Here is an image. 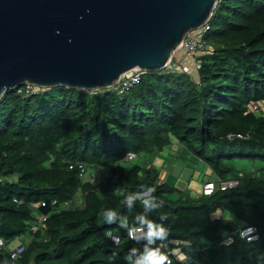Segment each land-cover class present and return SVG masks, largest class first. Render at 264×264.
I'll return each instance as SVG.
<instances>
[{
  "label": "trees",
  "instance_id": "trees-1",
  "mask_svg": "<svg viewBox=\"0 0 264 264\" xmlns=\"http://www.w3.org/2000/svg\"><path fill=\"white\" fill-rule=\"evenodd\" d=\"M202 36L208 52L147 72L123 92L24 84L3 93L0 239L30 238L15 264H127L128 250L145 242L98 213L111 208L134 224L147 187L162 204L147 215L160 222L165 214L169 233L152 247L185 241L186 260L175 264H257L264 255V0H218ZM173 140L182 158L201 161L217 178L237 177L235 157L262 165L232 188L173 198L177 187L157 181L152 163ZM129 153L151 158L139 165L125 159ZM90 167L105 170L100 182L84 179ZM130 193L132 208L124 203ZM218 210L233 219L213 217ZM242 225L255 226L258 239L241 237ZM7 256L0 247V261Z\"/></svg>",
  "mask_w": 264,
  "mask_h": 264
},
{
  "label": "water",
  "instance_id": "water-1",
  "mask_svg": "<svg viewBox=\"0 0 264 264\" xmlns=\"http://www.w3.org/2000/svg\"><path fill=\"white\" fill-rule=\"evenodd\" d=\"M218 0H0V97L24 84L92 90L165 69Z\"/></svg>",
  "mask_w": 264,
  "mask_h": 264
},
{
  "label": "built area",
  "instance_id": "built-area-1",
  "mask_svg": "<svg viewBox=\"0 0 264 264\" xmlns=\"http://www.w3.org/2000/svg\"><path fill=\"white\" fill-rule=\"evenodd\" d=\"M204 31H205V25L201 28L191 30L190 32H188V34L185 36L184 40L181 42L180 46L178 47L177 51L172 56L169 65L167 67L180 65L182 59L193 58L198 53L208 52L209 47L203 41V36H202ZM145 73H147L145 69L137 68L133 72L129 73V75L118 79L113 85V87H115L120 92L126 91L128 88H130L135 83H137L141 78V76L144 75ZM26 85L28 89L30 88V86H35L29 83H27ZM134 157L135 154L129 153L125 159L132 160ZM104 172H105L104 169L98 167V173L91 175L89 177L90 181H92L93 183L100 182L102 180ZM240 177H242V173H239L237 177H233L229 179H221V178L207 179L202 183L201 193L203 195H209L213 193L216 189L225 190L227 188H232L239 183ZM51 204H55V201H52ZM60 207L71 208L72 204L70 202H64L63 204L60 205ZM45 218L46 216L42 215L39 223L45 220ZM239 234L241 237L245 238L249 242H254L258 239L257 229L253 225L240 226ZM16 240H17L16 244L13 247H11L9 246L11 243L6 245V242L3 239H0V247H6L8 254V256L4 258L2 261L7 260L8 264H15L14 261L17 259L19 253H21V251L30 241V238L26 239V236H20ZM229 241L230 239H227L225 242H229ZM183 243H185V241H181L177 239H172L169 243L168 242L159 243V247H161L165 252L169 253L170 264L183 263L186 260V255L181 250L180 247L181 244Z\"/></svg>",
  "mask_w": 264,
  "mask_h": 264
},
{
  "label": "clouds",
  "instance_id": "clouds-1",
  "mask_svg": "<svg viewBox=\"0 0 264 264\" xmlns=\"http://www.w3.org/2000/svg\"><path fill=\"white\" fill-rule=\"evenodd\" d=\"M155 191L156 189L154 187H147L145 189L146 195L142 201L144 211L135 217V223L132 225L129 224L126 216L120 215L114 209L104 208L98 213L107 224L118 222L119 227L125 229L130 239L137 242H145L142 249L132 247L128 250L126 256L127 264H170L169 253L162 250L161 247H152L157 240H166L169 234L168 228L162 223L167 219L165 214H160V222L150 219L147 215V213L152 212L154 209L162 207V204L157 202L155 197L147 195ZM136 199V194L130 193L124 198V203L128 208H132ZM106 235L114 243H119V235H113L111 232H108ZM0 264H8V261H0ZM257 264H264V255H258Z\"/></svg>",
  "mask_w": 264,
  "mask_h": 264
},
{
  "label": "rangeland",
  "instance_id": "rangeland-1",
  "mask_svg": "<svg viewBox=\"0 0 264 264\" xmlns=\"http://www.w3.org/2000/svg\"><path fill=\"white\" fill-rule=\"evenodd\" d=\"M190 71L192 72L193 75L195 74L193 69H191ZM171 145H176V146L172 147L171 149H169L170 146H166L160 154L155 155L152 163L156 165V167L160 170V174L164 173L166 176L171 175L173 183H175L176 179L179 177V173L177 172H180V169H183L184 178L186 180L188 179L190 180L191 178L190 174H192L193 170L190 171V169L197 170L198 172H196L193 176V179L190 180V184L188 186V189H189L188 194L192 197L199 195L200 186L198 184L197 178L202 173V167H204V165L200 162H196L195 165L197 164L198 168L197 167L195 168L194 164L190 162H184L182 159L176 158L174 154H175V151L178 149L177 145L179 146V144L175 140H173ZM170 151L172 152V155L169 154ZM150 158L151 156L145 153V154L136 156L133 160H131V162L139 164V165H144L145 160L147 159L149 160ZM230 162L236 170H239V173L250 172L254 168H258L260 165H262L261 160L253 159L249 157H235ZM185 166L190 167L189 170L186 169ZM97 173H98V168L90 167L87 169L84 179H87L91 175H94ZM160 176L157 179V181L159 182L163 181V179ZM172 197H174V193H172ZM218 213L219 211L215 212L213 214V217H216ZM26 239L28 238L26 237ZM16 242L17 240L13 241V243H11L9 246L13 247L16 244Z\"/></svg>",
  "mask_w": 264,
  "mask_h": 264
},
{
  "label": "crops",
  "instance_id": "crops-1",
  "mask_svg": "<svg viewBox=\"0 0 264 264\" xmlns=\"http://www.w3.org/2000/svg\"><path fill=\"white\" fill-rule=\"evenodd\" d=\"M174 146H176V145H170V148L169 149H171ZM177 147H178V149L175 151V154H174V156L176 158L182 159L184 162H190V163H192L194 165H195L196 162H199V161L194 162V159L193 158H189V157H187V159L182 158V153L180 152V145L179 146L177 145ZM161 152H159V154ZM169 154L172 155V152L170 151ZM200 163H202V162L200 161ZM202 164L204 165V167H202V173L197 178L198 184L200 186V192H201V187H202L203 181H205L207 179H215V178H217L216 175L211 172L210 168H208L204 163H202ZM196 167L198 168V165L197 164L195 165V168ZM185 168L189 170L190 167L185 166ZM192 170H193V172H192V174H190V176H191L190 180L193 179L194 174L196 172H198L197 170L190 169V171H192ZM177 173H179V177L176 179L174 185L177 187L178 191L174 193V197L173 198H176L182 192L189 191L188 186L190 184V180L189 179L186 180L184 178L183 169H180V172H177ZM160 175H161L160 177L163 180L169 179V181L172 182L171 175L170 176L169 175L166 176L164 173L163 174H160ZM171 196H172V194H171ZM219 216H224L226 218L233 219L231 214H227V213L221 212V211H219V213L216 215V217H219Z\"/></svg>",
  "mask_w": 264,
  "mask_h": 264
}]
</instances>
